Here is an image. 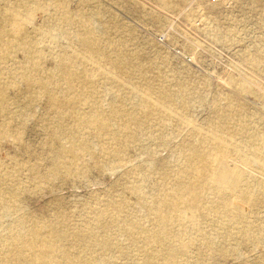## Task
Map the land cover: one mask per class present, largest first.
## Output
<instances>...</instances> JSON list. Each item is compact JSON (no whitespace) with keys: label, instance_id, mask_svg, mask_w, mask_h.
I'll return each instance as SVG.
<instances>
[{"label":"rangeland","instance_id":"rangeland-1","mask_svg":"<svg viewBox=\"0 0 264 264\" xmlns=\"http://www.w3.org/2000/svg\"><path fill=\"white\" fill-rule=\"evenodd\" d=\"M21 2V36L4 39L0 55V199L14 208L0 204V264H39L4 242L39 226L62 239L46 264L88 255L94 264H145L151 255L157 263L169 253L172 264H264V0H235L228 11L207 0H0V30ZM199 11L208 29L194 26ZM24 42L33 67L17 46ZM92 105L110 127L98 134L83 123L85 147L55 125L62 113L69 127ZM207 136L222 138L250 197L234 195L223 209L204 189L195 214H168L153 246L125 231L131 217L156 230L148 203ZM66 145L81 149L64 169L57 153ZM113 202L120 212L96 218Z\"/></svg>","mask_w":264,"mask_h":264},{"label":"bare ground","instance_id":"bare-ground-1","mask_svg":"<svg viewBox=\"0 0 264 264\" xmlns=\"http://www.w3.org/2000/svg\"><path fill=\"white\" fill-rule=\"evenodd\" d=\"M23 2L19 4L11 5L8 12H11V21L7 28L4 30H0V55L8 53L9 45L5 44L4 39L13 38L17 40L21 36V14L18 9H22ZM38 7V6H37ZM27 8V6H25ZM17 9V10H16ZM64 22L69 23L66 17H64ZM63 19V18H62ZM25 42L27 39H24ZM24 44L17 45L20 48L26 50L24 53V57L27 58V61L30 63L31 67H33V59L29 57L30 49L27 48ZM0 58H3L0 56ZM59 66H56L58 68ZM23 79L28 78L30 81L31 78L28 74H23ZM42 82V81H41ZM1 92V91H0ZM1 95V93H0ZM54 96H51L53 98ZM0 100H3L0 96ZM94 107V111L87 113L86 116H80L77 114L74 118H72L73 124L69 127H63L62 119L63 114L60 113L58 115L59 120H57V125L60 127L61 131L64 132L67 138H69L72 142L79 141L82 146L87 147L86 140L81 138V128L83 123H89L95 127V130L98 134L103 130L109 129V117H101L102 110L98 105H92ZM94 123V124H92ZM127 125V124H125ZM52 128V130H56L57 127ZM196 144L193 147L188 148V154L186 155L189 165L183 171L184 174H179L178 177L174 179V183L165 190L156 198L153 199L149 206V215L153 214V221L156 224V230L153 232H149L144 230L135 217L129 218L124 224L123 228L125 231L133 232L134 230H138L137 232L145 234V243L148 245H155L160 241V238L167 234L166 232V220L168 218V214L180 216L186 210H190L193 214L196 213V203L197 199H200L203 194V190L214 191L219 194L220 201L222 202L223 209H227L230 206L231 197L237 195L242 199L247 200L250 197V193L247 190V187L241 186L243 182V172L234 167H229L227 162L224 160L225 153L228 152L227 147L223 146L224 141L222 138L217 136H207L203 137V140L195 141ZM78 146V145H77ZM190 146H192L190 144ZM60 153H57L59 156L62 154V163L65 166L64 169L67 168V164H71L75 162V159H79L80 155L78 154L81 147L78 146V149H74L72 146H63L60 147ZM199 160L201 162V166L198 168H194L196 161ZM215 163V164H213ZM58 172V171H57ZM53 173L50 176L53 177L57 173ZM13 193V192H11ZM10 193V194H11ZM0 204L2 208L5 210H13V205L8 204L0 199ZM151 207V209H150ZM121 204L117 202H113L109 204L107 210L103 209L100 211H95L94 214L96 218L100 219L106 211V214L117 211L120 212ZM135 218V219H132ZM185 220V218H183ZM112 222L105 227L111 228ZM45 226H39L36 231L29 232L18 231L14 234L5 236V244L6 248H11L10 251L7 249H3L4 252H9L10 254L16 252L24 253L28 255L30 260L33 262H38L39 264H46L48 255L59 251L57 248V243L62 240L58 236L53 235V228L48 226L49 234L48 236H42V231L45 230ZM27 231V232H26ZM92 230H88L86 233H90ZM75 233H77L75 231ZM95 242V240H94ZM106 239H101L98 241V244L107 243ZM134 242H136L134 240ZM174 247L175 246H170ZM13 249H17L16 251H12ZM3 252V253H4ZM20 255V254H19ZM155 256H149L148 260H145V264H172L171 259L173 258L172 253H169L165 257L162 262L153 263ZM98 259L93 258L92 255L78 257L77 260H73L67 258L66 264H94ZM49 264V263H48Z\"/></svg>","mask_w":264,"mask_h":264},{"label":"built area","instance_id":"built-area-1","mask_svg":"<svg viewBox=\"0 0 264 264\" xmlns=\"http://www.w3.org/2000/svg\"><path fill=\"white\" fill-rule=\"evenodd\" d=\"M212 5L221 8L224 11H228L234 5L235 0H207ZM204 11H199L195 18L194 26L199 29H208V25L211 24L207 17H204Z\"/></svg>","mask_w":264,"mask_h":264}]
</instances>
